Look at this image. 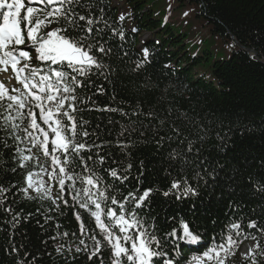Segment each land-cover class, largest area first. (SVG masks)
<instances>
[{
  "label": "trees",
  "instance_id": "trees-1",
  "mask_svg": "<svg viewBox=\"0 0 264 264\" xmlns=\"http://www.w3.org/2000/svg\"><path fill=\"white\" fill-rule=\"evenodd\" d=\"M124 1L129 13L123 21L112 0H95L92 9L99 16L98 9L104 8V18L124 35L106 29L104 39L112 51L103 58L105 67L94 69L91 83L77 89V142L93 146L81 155L85 160L92 156L89 168H103L105 183L114 186L108 194L118 200L129 192L140 195L154 189L139 214L154 223L159 235L173 227L182 235L181 217L192 222L202 238L179 241V255L191 259L202 254L216 242L214 237L227 234V226L239 221L242 235H233L239 246L225 264H253L252 256L238 258L248 242H259L255 264H264V0H177L180 7L195 6L211 33L201 49L185 39L186 31L176 33L168 22L163 26L147 0ZM144 31L159 34L141 42ZM6 128L0 127V185L9 189L0 206V264H100L75 250L81 238L92 245L88 236H81L76 213L89 235L95 232L102 238L88 212L73 206L67 194L65 206L36 194L29 199L19 191L29 171L41 174L35 157L44 156L33 148L34 159L18 167L14 147L3 146L5 140L14 145ZM85 131L89 135L81 137ZM98 155L105 158L103 165L93 163ZM71 167L83 174L78 159ZM110 169L128 179L114 181L106 175ZM176 179L187 180L197 194L177 199L173 191L165 196ZM132 207L127 205V210ZM253 220L257 227H246ZM109 256L104 251L105 264Z\"/></svg>",
  "mask_w": 264,
  "mask_h": 264
},
{
  "label": "snow or ice",
  "instance_id": "snow-or-ice-1",
  "mask_svg": "<svg viewBox=\"0 0 264 264\" xmlns=\"http://www.w3.org/2000/svg\"><path fill=\"white\" fill-rule=\"evenodd\" d=\"M94 7L95 0H27V3L25 0H0V74L19 85L9 87L4 79H0V127L7 126L6 130L10 129L9 135L14 140V145L5 140L3 146L14 147L13 160L20 168H25L27 162L34 159L33 148H39L50 161L45 166L39 164V158L35 157L41 171L47 174V180L39 177V173L29 171L25 177L26 186L19 191L34 199L30 195L31 190L41 198L51 199L53 204L62 202L65 206L69 204L65 199L67 194L73 206L88 212L102 238H97L95 232L89 235L79 213H76L81 236H88L92 245L90 247L81 238L75 250L77 253L86 252L90 262L99 259L100 264H105L103 253L109 251L108 264H181L182 260L184 264H225L239 246L238 239L233 238V235L237 238L242 235L239 221L227 226V234L214 237L216 242L202 254L188 259L186 255H179L182 250L179 241L195 243L202 238L191 221L179 218L182 235H178L176 227L163 236L159 235L154 223H148L139 214L154 189L147 188L140 195L129 192L118 200L108 194L114 186L105 183V177L100 174L103 168H89L87 161L92 160V156L85 160L81 155L84 151H91L93 146L77 142V89L82 88L85 82L91 83L94 69L105 67L103 58L112 51L107 46L108 40L104 39L106 29L114 35H124L104 18V8H99L100 15L96 16L92 11ZM77 8L84 9L88 15L81 14ZM118 19L123 21L125 14L121 13ZM53 24L57 26L52 27ZM144 55L146 60L147 49H144ZM144 62L136 67H141ZM9 69L12 76H7ZM79 126H83L82 122ZM20 131L23 136L19 135ZM80 135L87 137L89 134L85 131ZM21 143L25 144L24 148L19 146ZM29 144L31 147H27ZM74 158L82 165L83 174L71 167ZM104 162L105 158L99 155L93 161L99 165ZM106 175L118 183L128 179L116 169H110ZM54 187L57 189L55 196ZM8 191L0 185V206L7 199L5 193ZM173 191L177 199L197 194L187 180L179 179L173 180L164 195L168 196ZM129 204L133 206L131 211L127 210ZM112 205H116L118 211ZM4 210L11 211L10 208ZM18 216L16 213L13 220L16 221ZM173 223H177L176 218H173ZM246 227L256 228L257 222L250 221ZM260 231L264 232V229ZM169 239L177 243L170 245ZM257 248H260L259 242L243 254L244 259L251 255L255 264ZM12 251L19 250L13 248ZM260 254L264 255V252ZM18 264L23 262L18 261Z\"/></svg>",
  "mask_w": 264,
  "mask_h": 264
},
{
  "label": "rangeland",
  "instance_id": "rangeland-1",
  "mask_svg": "<svg viewBox=\"0 0 264 264\" xmlns=\"http://www.w3.org/2000/svg\"><path fill=\"white\" fill-rule=\"evenodd\" d=\"M112 2L115 6L118 7L120 14L124 13L126 16L129 13L126 7V2L124 0H112ZM147 2L149 7H153L155 16L158 19L162 20L163 26L165 22H168V27H173L176 33H182L183 31H186L188 36L185 37V39L189 40V43L200 46V49L207 46L206 42L208 41L211 33L202 17H197V9L195 6L180 7L177 0H147ZM185 13H187V15H185ZM158 34L159 33H157V31H144L140 36V41L143 42L146 39L150 38L157 39ZM11 73V69H9L7 76H10ZM0 79H4L5 84L9 87L13 85L18 87L13 80H7L3 74H0ZM39 154L43 155L42 152H40ZM37 157L39 158V164H45V166L48 165L46 163L45 157H42L40 155H38ZM39 177L47 180V174L43 171H41ZM56 191L57 189L54 187L53 196L56 195ZM30 194L33 195L36 193L30 190ZM249 244L252 245V248H254L256 245L253 242L243 244L238 251L239 259L244 258L243 254L246 253L245 248ZM249 257H251V255Z\"/></svg>",
  "mask_w": 264,
  "mask_h": 264
},
{
  "label": "bare ground",
  "instance_id": "bare-ground-1",
  "mask_svg": "<svg viewBox=\"0 0 264 264\" xmlns=\"http://www.w3.org/2000/svg\"><path fill=\"white\" fill-rule=\"evenodd\" d=\"M249 248H252V245L249 244V245L245 248L246 253L248 252V249H249Z\"/></svg>",
  "mask_w": 264,
  "mask_h": 264
}]
</instances>
